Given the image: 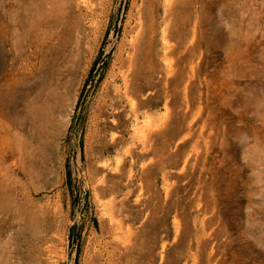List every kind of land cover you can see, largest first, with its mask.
Here are the masks:
<instances>
[{
    "label": "rangeland",
    "instance_id": "374dc122",
    "mask_svg": "<svg viewBox=\"0 0 264 264\" xmlns=\"http://www.w3.org/2000/svg\"><path fill=\"white\" fill-rule=\"evenodd\" d=\"M0 264H264V0H0Z\"/></svg>",
    "mask_w": 264,
    "mask_h": 264
},
{
    "label": "bare ground",
    "instance_id": "6f19581e",
    "mask_svg": "<svg viewBox=\"0 0 264 264\" xmlns=\"http://www.w3.org/2000/svg\"><path fill=\"white\" fill-rule=\"evenodd\" d=\"M8 230V229H7ZM6 248V247H5ZM3 258H5V257H3ZM7 260V259H6ZM5 261V260H4Z\"/></svg>",
    "mask_w": 264,
    "mask_h": 264
}]
</instances>
